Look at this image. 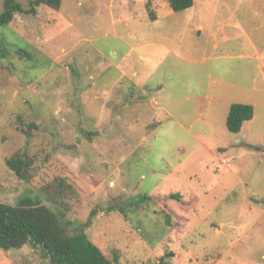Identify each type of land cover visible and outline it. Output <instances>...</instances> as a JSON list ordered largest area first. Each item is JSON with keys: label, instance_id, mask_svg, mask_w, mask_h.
I'll return each instance as SVG.
<instances>
[{"label": "rangeland", "instance_id": "1", "mask_svg": "<svg viewBox=\"0 0 264 264\" xmlns=\"http://www.w3.org/2000/svg\"><path fill=\"white\" fill-rule=\"evenodd\" d=\"M16 1L0 27V202L40 200L111 264H264V0H195L194 20L168 0ZM235 103L254 109L238 134ZM0 264L51 263L30 244Z\"/></svg>", "mask_w": 264, "mask_h": 264}, {"label": "trees", "instance_id": "2", "mask_svg": "<svg viewBox=\"0 0 264 264\" xmlns=\"http://www.w3.org/2000/svg\"><path fill=\"white\" fill-rule=\"evenodd\" d=\"M195 0H168L174 12H183L194 6ZM62 0H32L28 13L36 14L40 6L60 9ZM25 10L16 0H3L0 14V27L10 24L16 13ZM153 18L152 21H155ZM254 109L251 105L235 103L230 106L227 116V129L230 133L241 132L245 122L252 120ZM7 166L23 180L29 179L31 162L28 157H12ZM150 197L146 196L145 199ZM95 212L91 213V218ZM91 219L86 226L91 224ZM62 226L57 214L40 200L27 196L16 205L0 202V249H21L26 245L43 249L51 264H111L84 231L72 236ZM160 264H164L162 257Z\"/></svg>", "mask_w": 264, "mask_h": 264}, {"label": "crops", "instance_id": "3", "mask_svg": "<svg viewBox=\"0 0 264 264\" xmlns=\"http://www.w3.org/2000/svg\"><path fill=\"white\" fill-rule=\"evenodd\" d=\"M204 3H205V2H202V1L199 0V6H200V4H204ZM196 5H198V4H196V2H194V6L186 11V12H188V15H187L188 20H189V19L194 20V17L200 15V14H198V12H197V9H196V8H198V6H196ZM156 20H157V19H156ZM198 21H199V20H198ZM198 29L201 30V31H203V27L201 26V24H199V22H198ZM215 46H216V45H215Z\"/></svg>", "mask_w": 264, "mask_h": 264}]
</instances>
